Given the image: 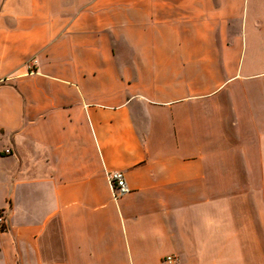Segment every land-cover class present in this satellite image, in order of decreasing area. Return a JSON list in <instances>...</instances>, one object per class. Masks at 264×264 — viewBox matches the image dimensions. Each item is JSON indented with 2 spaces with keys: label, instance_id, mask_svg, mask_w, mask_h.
Listing matches in <instances>:
<instances>
[{
  "label": "crops",
  "instance_id": "obj_1",
  "mask_svg": "<svg viewBox=\"0 0 264 264\" xmlns=\"http://www.w3.org/2000/svg\"><path fill=\"white\" fill-rule=\"evenodd\" d=\"M1 211L0 264H264V0H0Z\"/></svg>",
  "mask_w": 264,
  "mask_h": 264
},
{
  "label": "built area",
  "instance_id": "obj_2",
  "mask_svg": "<svg viewBox=\"0 0 264 264\" xmlns=\"http://www.w3.org/2000/svg\"><path fill=\"white\" fill-rule=\"evenodd\" d=\"M27 73H35L34 60L25 63ZM106 181L111 189L112 197L116 201L119 197L127 194L129 189L126 185L124 176L120 172H109L105 174ZM5 228V217L0 215V232ZM163 264H177V258L174 255H167L163 258Z\"/></svg>",
  "mask_w": 264,
  "mask_h": 264
},
{
  "label": "rangeland",
  "instance_id": "obj_3",
  "mask_svg": "<svg viewBox=\"0 0 264 264\" xmlns=\"http://www.w3.org/2000/svg\"><path fill=\"white\" fill-rule=\"evenodd\" d=\"M0 215H3L5 217V215H4V213L2 211L0 212Z\"/></svg>",
  "mask_w": 264,
  "mask_h": 264
}]
</instances>
